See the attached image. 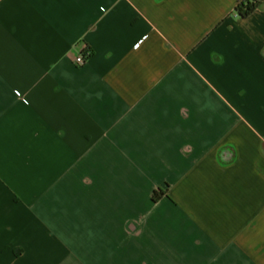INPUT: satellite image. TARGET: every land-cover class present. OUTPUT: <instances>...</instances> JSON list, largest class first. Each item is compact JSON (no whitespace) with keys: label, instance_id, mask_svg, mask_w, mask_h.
I'll return each mask as SVG.
<instances>
[{"label":"crops","instance_id":"0c3cea01","mask_svg":"<svg viewBox=\"0 0 264 264\" xmlns=\"http://www.w3.org/2000/svg\"><path fill=\"white\" fill-rule=\"evenodd\" d=\"M0 264H264V0H0Z\"/></svg>","mask_w":264,"mask_h":264},{"label":"trees","instance_id":"16d2710c","mask_svg":"<svg viewBox=\"0 0 264 264\" xmlns=\"http://www.w3.org/2000/svg\"><path fill=\"white\" fill-rule=\"evenodd\" d=\"M258 3H251L249 1H242L235 7V12L239 18L249 17L257 8ZM166 196V192L162 190H155L152 194L153 201H158Z\"/></svg>","mask_w":264,"mask_h":264},{"label":"built area","instance_id":"2783aa9c","mask_svg":"<svg viewBox=\"0 0 264 264\" xmlns=\"http://www.w3.org/2000/svg\"><path fill=\"white\" fill-rule=\"evenodd\" d=\"M88 56L87 53H85L84 55H80L78 56L76 59H75V63L78 65V66H81L84 64V58Z\"/></svg>","mask_w":264,"mask_h":264}]
</instances>
